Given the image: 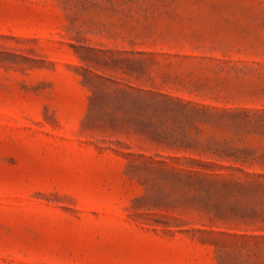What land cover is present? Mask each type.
Here are the masks:
<instances>
[{"label":"rangeland","instance_id":"374dc122","mask_svg":"<svg viewBox=\"0 0 264 264\" xmlns=\"http://www.w3.org/2000/svg\"><path fill=\"white\" fill-rule=\"evenodd\" d=\"M0 264H264V0H0Z\"/></svg>","mask_w":264,"mask_h":264}]
</instances>
